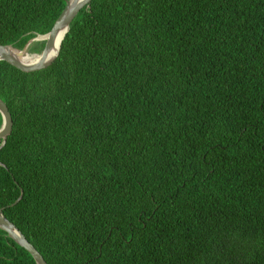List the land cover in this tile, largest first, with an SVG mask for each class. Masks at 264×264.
I'll return each instance as SVG.
<instances>
[{"label":"trees","instance_id":"16d2710c","mask_svg":"<svg viewBox=\"0 0 264 264\" xmlns=\"http://www.w3.org/2000/svg\"><path fill=\"white\" fill-rule=\"evenodd\" d=\"M66 1L0 0V46ZM0 100V210L46 264H264V0H91ZM0 264L35 262L0 230Z\"/></svg>","mask_w":264,"mask_h":264},{"label":"water","instance_id":"95a60500","mask_svg":"<svg viewBox=\"0 0 264 264\" xmlns=\"http://www.w3.org/2000/svg\"><path fill=\"white\" fill-rule=\"evenodd\" d=\"M91 0H68L65 3V7L57 20L55 21L50 32L44 36H37L36 38L31 39L25 47L20 50L15 48L12 45L0 46V61L9 62L15 67L22 71L34 72L40 71L49 67L57 58L59 53V48L61 42L68 32L69 25L71 21L75 18L77 13L87 5ZM63 32V37L59 43V46L55 49V53L50 56L51 51L54 49L55 41L59 33ZM44 39V49L39 53L41 58L34 63H24L22 58L25 56L29 46L32 43H38L39 38ZM0 116L2 119V124L0 127V149L5 145L7 137L12 130V119L8 111L7 106L0 100ZM2 166V164H0ZM20 197L14 202L11 207L15 206ZM0 230L3 231L9 239H11L17 246L24 249L34 260L35 264H46L42 256L35 250V248L28 243L25 237L10 223L2 214V209L0 210Z\"/></svg>","mask_w":264,"mask_h":264},{"label":"bare ground","instance_id":"6f19581e","mask_svg":"<svg viewBox=\"0 0 264 264\" xmlns=\"http://www.w3.org/2000/svg\"><path fill=\"white\" fill-rule=\"evenodd\" d=\"M62 37H63V32L59 33V35L57 36L56 41H55L54 49L51 51L50 56L53 55V54L55 53V49L59 46V43H60ZM45 38H46V37H44V38H39L38 41H39L40 43H42V42H44V39H45ZM28 50H29V49H28ZM28 50H27L25 56L22 58V61H23L24 63H34V62H36L37 60H39V59L41 58V56H38V55H37L38 57H36V56H35L36 54H31V53H30V50H29V51H28Z\"/></svg>","mask_w":264,"mask_h":264},{"label":"rangeland","instance_id":"374dc122","mask_svg":"<svg viewBox=\"0 0 264 264\" xmlns=\"http://www.w3.org/2000/svg\"><path fill=\"white\" fill-rule=\"evenodd\" d=\"M43 38H44V37H43ZM41 44H43V42H42V43L38 42L37 44H36V43H32V44L29 46L30 53H31V54H36V55H35L36 57L40 56L39 53L31 52V50L34 49L35 47H39V45H41ZM29 50H28V51H29ZM40 50H41V48L39 47V51H40ZM37 55H38V56H37Z\"/></svg>","mask_w":264,"mask_h":264}]
</instances>
